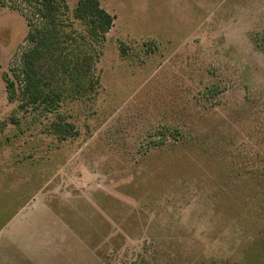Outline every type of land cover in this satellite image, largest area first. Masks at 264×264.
<instances>
[{
  "label": "rangeland",
  "instance_id": "rangeland-1",
  "mask_svg": "<svg viewBox=\"0 0 264 264\" xmlns=\"http://www.w3.org/2000/svg\"><path fill=\"white\" fill-rule=\"evenodd\" d=\"M56 1L75 53L78 0ZM97 1L93 89L41 112L19 73L44 22L0 0V264H264V0Z\"/></svg>",
  "mask_w": 264,
  "mask_h": 264
},
{
  "label": "trees",
  "instance_id": "trees-1",
  "mask_svg": "<svg viewBox=\"0 0 264 264\" xmlns=\"http://www.w3.org/2000/svg\"><path fill=\"white\" fill-rule=\"evenodd\" d=\"M28 1L34 4L45 26L35 31L28 29L26 40L32 48L21 55L19 108L37 107L41 112H53L65 100H79L87 91L93 89V82L89 79L90 68L92 63L99 59L105 35L112 29L114 18L100 7L97 0H78L73 9V17L85 26L86 44L83 43L80 48L79 43H76V52L68 53L66 46L62 47L58 41V27L55 25V15L62 3L56 0ZM87 49L92 51V54L86 52ZM50 57L54 59L51 67H55L51 75L59 72L62 78H65V82L58 89L47 88L45 75L40 73L42 62ZM6 84L8 99L11 100L16 95L15 84L8 79ZM13 121L16 123V120ZM52 131L62 140L76 134L74 126L66 122L53 124Z\"/></svg>",
  "mask_w": 264,
  "mask_h": 264
}]
</instances>
